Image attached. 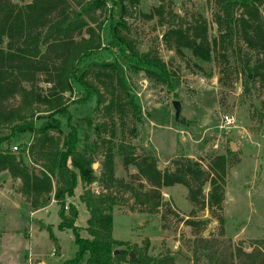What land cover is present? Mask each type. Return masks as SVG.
<instances>
[{
    "label": "rangeland",
    "instance_id": "obj_1",
    "mask_svg": "<svg viewBox=\"0 0 264 264\" xmlns=\"http://www.w3.org/2000/svg\"><path fill=\"white\" fill-rule=\"evenodd\" d=\"M27 1L11 0L17 5ZM90 1L68 0L74 9ZM251 1L264 19V3ZM125 2L127 14L122 33L138 52L147 53L150 59L158 55L170 74L171 86L156 79L153 63L147 69L124 62L140 115H134L129 107L124 111L116 106L107 108L111 95L100 83L97 85L100 84L105 101L99 105L96 96L82 102L81 88L75 83L63 96L71 124L77 129V149L95 163L92 169L97 180L86 187L94 193L115 195L112 235L126 242L122 247L132 257L136 253L165 256L166 264H215V258L224 257L228 248L246 251L259 245L264 249V92L257 80H250L245 88L246 63L253 62L258 52L241 35L243 8L234 5L226 12L221 0ZM108 8L109 5L107 9H96L88 17L83 15L93 27L94 36L100 35L101 50L94 55L104 60L115 57V48L108 45ZM53 20L54 16L47 25ZM179 26L190 36L200 34L206 38L207 58L202 59L185 47L178 49L173 37H165L169 28ZM82 36L87 38L89 33L85 30L76 39ZM22 85L25 90L32 89L33 96H47L53 84L47 80L46 72L39 71L32 83L24 81ZM23 94L8 98L6 105L23 108ZM173 100L180 101L178 119L174 116ZM36 107L39 111L34 119L39 124L46 116V107L37 102ZM223 114L232 116L230 125L221 121ZM61 120L60 130L48 132L54 141L61 142L69 132L68 121ZM31 141L27 135L14 144L27 145ZM231 142H235V150L230 149ZM217 154L226 157L220 209L208 204L209 181L192 200L187 185L157 186L139 172L136 164L124 162L126 156L132 155L139 162L147 156L153 175L155 166L172 172L191 160L207 172ZM34 157L36 149L26 159L38 169L33 164ZM52 183L55 186V177ZM20 188L19 178L0 170V264H61L75 253L76 245L71 229L57 227L60 217L54 189L48 203L35 209ZM83 190L84 185L78 180L74 195L65 200V210L75 205V224L85 236L89 213L79 198Z\"/></svg>",
    "mask_w": 264,
    "mask_h": 264
},
{
    "label": "trees",
    "instance_id": "obj_2",
    "mask_svg": "<svg viewBox=\"0 0 264 264\" xmlns=\"http://www.w3.org/2000/svg\"><path fill=\"white\" fill-rule=\"evenodd\" d=\"M134 1L130 0L131 4ZM221 1L226 12L234 5L243 8L241 35L247 45L258 52L253 62L246 63L244 84L247 89L250 80H257L264 92V19L251 0ZM259 1L264 3V0ZM107 5L108 45L115 48V57L111 60L94 55L101 50L100 35L96 33L94 36L93 27L83 16H90L96 9H107ZM126 14L125 0H91L81 3L78 9L71 7L68 0H28L20 5L11 0H0V170L20 179V189L30 197L35 209L48 203L54 189L53 196L59 205L60 217L57 227L71 229L76 245L75 253L63 259L61 264H124L126 261L132 264H166L165 256L155 258L133 250L136 255L132 257L130 251L122 247L126 242L112 235L115 195L111 192L94 193L86 187L97 180V176L92 169V158L77 149V129L71 124L68 105L63 101L64 93L71 91L75 83L81 88L82 102L96 96L97 105L104 103L105 98L99 88L101 84L111 95L106 103L107 108L116 106L124 111L129 107L134 115H140V105L127 82L124 62L147 69L153 63L156 79L171 86L170 74L158 55L150 59L147 53L138 52L133 42L122 33ZM52 16L54 20L47 25ZM85 30L89 36L77 40L76 37H80ZM164 35L173 37L176 48L185 47L202 59L208 57V41L204 36H190L180 26L169 28ZM39 71L46 72L47 80L53 84L47 96H33L32 89L25 90L22 85L24 81L32 83ZM18 93H24L23 108L7 106L8 98ZM36 102L46 107V116L39 124L34 119L39 111ZM62 118L68 121L69 132L61 142L54 141L48 132L51 129L60 130ZM27 135L31 136L33 142L27 145L20 143L17 150H12L13 144ZM35 149L33 164L39 166L38 169L26 159ZM106 157V162H111L110 152ZM141 160L139 162L130 155L125 157L124 162L136 164L139 172L154 180L157 186L173 183L187 185L192 200L196 199V193L201 192L202 185L209 181L208 204L217 209L222 207L226 175L224 154L212 158L207 172L195 162L186 160L172 172L161 171L155 166L152 175L148 157L144 156ZM108 173L111 175V169ZM53 177L56 178L55 186ZM78 180L84 185L79 198L89 213L85 236L80 234L79 226L75 224L78 216L75 205L71 204L67 212L65 210V200L74 195ZM192 183L196 185L195 188ZM226 250L224 257L215 258V264H264V249L259 245L246 251L239 247Z\"/></svg>",
    "mask_w": 264,
    "mask_h": 264
},
{
    "label": "water",
    "instance_id": "obj_3",
    "mask_svg": "<svg viewBox=\"0 0 264 264\" xmlns=\"http://www.w3.org/2000/svg\"><path fill=\"white\" fill-rule=\"evenodd\" d=\"M172 104H173V107H174V116H175V119H178V115H179V113H180V108H181V106H180V101L179 100H173L172 101ZM205 122V120H204V118L202 119V123H204ZM230 149L231 150H235V142H231L230 143ZM95 165V163H92V167Z\"/></svg>",
    "mask_w": 264,
    "mask_h": 264
},
{
    "label": "built area",
    "instance_id": "obj_4",
    "mask_svg": "<svg viewBox=\"0 0 264 264\" xmlns=\"http://www.w3.org/2000/svg\"><path fill=\"white\" fill-rule=\"evenodd\" d=\"M221 121L225 124V125H230L231 124V122L233 121V119H232V116L231 115H229V114H223L222 115V118H221ZM12 150H17V145H13L12 146ZM27 151V150H26ZM54 252H55V249H53V251L51 252L52 254H54Z\"/></svg>",
    "mask_w": 264,
    "mask_h": 264
}]
</instances>
